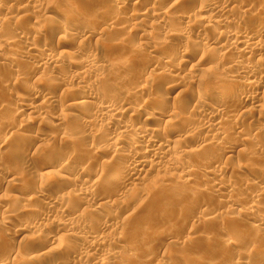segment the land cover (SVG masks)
Returning a JSON list of instances; mask_svg holds the SVG:
<instances>
[{
  "label": "rangeland",
  "instance_id": "obj_1",
  "mask_svg": "<svg viewBox=\"0 0 264 264\" xmlns=\"http://www.w3.org/2000/svg\"><path fill=\"white\" fill-rule=\"evenodd\" d=\"M1 1H5L3 4L5 3V6L10 10H7L8 13L4 10L1 11L0 16L5 14V16L9 18L12 14L14 19L11 20L12 22L9 21V25L6 24L8 27L5 26L0 28V43L10 41L9 46L0 48V144L4 146L8 143L9 136H11L10 138H14L15 136L20 137V134L23 133L22 135H25V137L27 135V139L30 142L33 140L36 142L34 143V147L42 156L45 152V155H49L55 149L60 148L64 150L62 148H65V146L67 147L65 151L73 154L76 158L85 154L86 157L83 159V161H85L84 165H80L82 168L79 164H77L78 167H76V165V168H74H79L78 170H84L87 173L89 171L92 172L88 174L90 179L87 184L94 180V178L105 169L104 166H113L114 161H117L112 156L114 145L108 142L107 137L114 136L115 133L118 135L117 132H119V130L112 125L108 126L109 121L107 122V119H91L93 117L91 112H93L94 109L92 106L87 105L82 109L75 108L62 112L66 109L65 105L63 106L61 104L62 110L60 106L58 107L52 103L50 104L48 100L44 101L42 99V102L38 97L32 96L29 87L35 84L36 87L42 90L39 96L51 93L50 95L53 99L57 98L63 100V103H65L64 100L66 97L68 98V96H70V93H83L86 91L84 87H77L74 84L72 85V83H64L60 78L58 79L56 77L59 75H54L55 78L52 72L62 70V75H66L65 78H75L80 69V58L82 59L87 55L93 58L95 57V63L99 62L98 64L96 63L97 65L95 64L96 66L93 68L87 80V85H92L91 87L94 88L93 93L95 92L96 95L107 92L108 90L111 92L113 91L116 96H122L121 98L124 102L128 99L125 92L126 89L128 90L135 85H143V83L146 82L132 75L136 63L141 61V65L146 62L150 71L152 70L154 73L151 74L155 76V72L160 69H170L168 67H161L160 54L163 52L164 48L172 44L175 47L178 46L183 50H187V52L185 51L187 56L184 58L185 60L183 59L184 61L179 67V73L177 74L178 80L173 82V78L169 76L164 79L165 83L172 82L177 84L180 90L184 92V94L182 93L183 97L175 96L174 98V95H176L174 94L171 95V98H162L164 97V94H162L164 90L161 88V90H149L146 93L136 95L132 98V107L141 106L143 109L140 116L133 117L136 127L142 128V126H145V129H159V136L161 135L160 141H163V144L177 151L179 149L181 150L182 146H186L188 149L190 148L189 150L196 149L198 141L193 137L187 139L184 144L174 136V133L164 129V119H162V116H164L166 110H168L170 106L175 105L176 109L179 108L177 109L179 111H176L187 119V122H185L186 124L183 122L184 127L181 126V128L187 127L191 129L212 119L211 109L206 106L200 110V105L196 102V99L191 102L188 109H183V107L186 106L185 103L190 100L189 96H193L196 91L200 94V91H203L201 96H204L205 87L206 89L208 88L207 90L210 88V91L213 92L220 88L222 84V86H224L228 81L229 83L227 84H230L229 87H231L229 88L230 97L234 95L237 88L244 87L248 82L247 80H252L254 82L260 80L258 83H264V52L259 54L256 52V55H249L243 59H235L244 64L247 63L248 65H257L259 67L258 74L256 73V76L252 78L248 79L247 77H239L236 75H233L231 78L227 77L222 72V69L228 68L229 60L234 57L226 60L224 59L225 61L223 59V61L218 59V56L222 53V43H224V41H220V39L217 38L216 34L218 33V27L212 23L207 24L205 22L203 23L200 19L198 20L199 16L197 12L201 0H44L46 2V4H44L46 7L49 2H54L56 4L55 7L58 10L55 12L56 14L53 13V17L59 18L60 20L67 17L68 21H70L69 19L71 18L69 23L74 28L66 32L53 27L50 23L51 20L41 18L40 12L31 8L22 7L25 5L26 0H12V2L11 0ZM209 1L210 4H213V7L215 5H217L216 7L220 5L226 10L227 14L229 13V23L227 22L226 27H222L221 31L223 32H231L233 29L243 25L242 23L246 22V20L249 19V21H253L260 13L262 14L264 12V0ZM152 7L161 9V11H167L165 12L167 15H165L164 21L167 27L173 29L171 33L165 34L163 30L153 28L154 26H152V24L155 21V17L151 15L142 18L140 20L142 23L139 22V24L135 22L132 23L128 20V15L131 13H145L141 10L145 11ZM22 10H26V12L24 13ZM70 10H72L75 15H71L72 11ZM184 13L187 15L185 16ZM92 14L93 16H91ZM23 15L24 17H22ZM196 15L197 19L195 17ZM182 16H185V23H178L179 25L175 23L174 20H178L179 17ZM187 16H190L189 19H187ZM15 21L17 22L15 23ZM89 28L94 29V33L90 36L87 35V37L84 35L83 31H87ZM20 32L26 34L29 38H35V43H38L35 44L36 46H40V44L43 43L48 47L50 46L52 49L51 54L58 59L56 64L49 65L44 63V66L42 65L43 67L32 69L31 66L34 67L33 64H37L35 62L41 56L39 53L30 54V57L22 54L21 49L22 46H24V42L18 37L15 38V35ZM182 32H186L189 35H187L188 38L181 39L178 34ZM200 32L205 35L207 34L208 38L211 40V46H205L198 40L197 35L198 33L201 34ZM251 34L252 31L247 33V36ZM146 37L152 38H149L147 41L143 40V38ZM230 37L229 39H232ZM16 44L18 46L13 47ZM152 48L158 53L151 54L150 49ZM37 62L39 64L42 61L39 60ZM169 64L171 66L172 63ZM53 65L54 67L55 65L60 66L61 69H55L54 71V69H52ZM188 73L193 74L195 81L191 82V80L187 81V79H185ZM151 74L149 81H156V78L152 79L154 76L152 75V77ZM181 76H185V78ZM168 78H171V81H169L170 79ZM61 92H63V94ZM66 93L69 95L67 94V96ZM153 93L154 95L157 93L158 97H160L158 98L159 100L157 99L158 102H156L157 106L160 105L161 107L158 113L157 111L156 113H154V111L152 113V108L148 105L149 98L152 97ZM185 94L188 95V98ZM157 95L153 97L157 98ZM258 96V105H264V94L262 95L261 93ZM19 99H23L22 102L29 103L31 106H36L40 115L38 116L37 112L35 114L20 112V116L18 112L16 114L15 109L18 108L20 104ZM44 102L47 103L46 106L42 105ZM194 104L195 106L193 108ZM236 105L237 103L227 101L224 104L226 109H231L234 106L236 107ZM191 107L192 109H190ZM191 110L195 112H193L194 114L192 113V115ZM230 111L228 110V112ZM61 112L62 114L60 116L66 113L65 115L67 117L65 116L66 118L64 120L58 122L56 118L59 117ZM158 114L161 118H158ZM127 115V117H124L128 118L131 116L130 113H127ZM151 115H153V120H151V122H145ZM236 115L240 117L233 115L230 116V118L232 117L231 119L229 117V119L225 118L226 120L224 121L225 123L222 129H225L226 137L220 141L221 149L205 151V155L204 153L198 155L200 158L198 156L196 158L183 157V159L181 158L183 164H181L176 171L171 168L173 175L170 176L172 179L176 178L177 183L175 190L169 191L168 193L162 191L160 185L164 183L162 180H167L166 177L169 175H158L150 171V174L148 173L149 175L147 174L142 180H138L133 184L128 183L124 185V189L122 190L126 192V194L124 193L127 195L124 196L125 198L123 197V199L116 201H109L110 198L104 199V202H102L103 209L100 208L99 210L92 207L93 205L91 207L89 206L91 209L82 206L77 208L78 211L75 209L76 213L72 211L74 214L70 213L69 217L61 216V214L57 212V215L47 218L45 221L36 218L32 219L33 221L35 220V223L39 221H41L39 222L41 224L49 223V227H47L46 231H40L39 233L27 229L15 232L12 229V226L20 225L21 221L23 222L18 213L26 210V206H28L26 202L20 201L19 203V200H21L19 198L18 202L16 201L14 204V210L15 213H17L14 214L17 218L13 215V224L3 228L0 227V231L4 232L3 237L6 235L5 238L7 242L13 248L14 254H12V262H17L22 258L21 255L25 254L23 250L26 247V249H33L29 250V253H31V251L39 252V250L43 253L47 250L46 247L53 242L52 240H54V242L56 241L55 246L58 247L55 251L56 254L52 253L51 255L53 256H49L50 259H48L49 257L46 258L49 263L46 260H36V264H52V262L50 263L52 260L62 261L68 256L65 250L70 247L86 250L85 252L88 253L86 260L92 261V259L98 255H92L87 245L91 240L90 237L97 236L98 238V236L101 235V237H106V240L103 238L105 242L103 245L107 249L109 248L129 259V261H120V263L111 262L112 264H127L126 262H128V264H172L173 260L175 261L178 259L182 264H231L232 262L234 264H264V226H260L257 220V215L264 216V180L260 184L263 188L262 192H259L258 187L260 186L254 184L257 177L264 179V127L260 125L261 128L259 126L263 120L259 118L258 113L254 112L249 115H244L243 113L239 114L238 112ZM29 117H31V119ZM24 127L27 131H22ZM97 127L98 129L100 128L99 131L101 134L94 135L93 130L97 129ZM64 130L65 132L69 131V137L66 135L62 137L60 132ZM160 130L164 132L162 133ZM212 130V128H210V130L202 128L200 133H204L202 136L207 138ZM120 137L125 138V141L128 140L127 138H130L128 134H122ZM147 139L148 138H143V141L141 139V142L137 144L136 148L138 149L143 146L145 144L144 141ZM80 141H86L88 146L85 147L79 144ZM0 158L2 160V157ZM45 158L48 159V156H45ZM212 158L214 160H211ZM19 159L20 162H9L10 164H5L6 167L4 170L7 173L1 174L0 172V204L4 199H6L4 201H8L10 200L9 198L12 200L15 196L20 197L21 195H19L18 191L16 192V189L19 190V192L21 191L22 195L26 193L25 195L32 196L35 192L34 188L38 185L48 186V184H52V182L53 185H56L58 182L56 177H54V172L49 176H42L38 169L39 166L35 161L30 160L28 157H19ZM187 163L192 165L194 171L189 172L191 176L184 171L188 165ZM28 169L30 170L29 173ZM219 169H221L220 173L217 172ZM103 173L105 174V172ZM51 175L53 176L50 177ZM58 175L63 174L59 173ZM187 175L190 176L189 181H186V183L178 182V177H187ZM14 178L18 180L16 181ZM8 179L9 181L12 180L11 183H4ZM118 181H120V179L109 182L110 184H108L110 186L105 185L103 189L101 187V189L92 190L91 195H94L95 192H101L105 195H109L110 193L112 196L113 194L117 195L121 193L122 190L119 188L120 184H118ZM23 185H25V187ZM212 187H219V194H209L207 191ZM52 191L57 192L58 190H54V188L53 190L50 189L51 193ZM64 193L67 194L68 190L64 191ZM259 193H261L260 196ZM148 194L149 196H146ZM249 194L255 197L258 196V198H255V202H253ZM189 195L190 197L193 196L192 199H194L193 202L187 206L189 203L187 200ZM16 197L14 198L15 200L18 199ZM112 199H115V196H113ZM17 204L18 206L16 207ZM44 205L45 204H41V206ZM35 206L40 207L38 203H36ZM250 210L252 211L250 212ZM178 213H185L184 215L189 218L188 222H181V226L178 223L175 226V224L173 225L171 222H168L171 221L172 216ZM211 215L214 216L212 217ZM76 217L79 219H76ZM54 220H59L67 225L69 229H74L72 231L82 235L81 238L58 237V235H56L57 231L51 225ZM78 221L81 222V224ZM82 225L85 226L82 227ZM257 225H259V229L257 228V230H255L254 227ZM159 226L170 227V236L168 235L166 240L154 239V237L150 236V232ZM88 227L92 229L89 228L88 230ZM88 231H90L91 234H89ZM113 231L117 234H115L116 236L113 234ZM38 234L40 235L39 240L35 242ZM118 240L121 242L123 241V243L125 242L127 245L118 243ZM225 240H227V242L231 241L230 247H225L223 245ZM129 244L132 250L129 248ZM245 253H250L252 256L244 258ZM99 254H101V252ZM2 256L3 255H1V257Z\"/></svg>",
  "mask_w": 264,
  "mask_h": 264
},
{
  "label": "bare ground",
  "instance_id": "obj_2",
  "mask_svg": "<svg viewBox=\"0 0 264 264\" xmlns=\"http://www.w3.org/2000/svg\"><path fill=\"white\" fill-rule=\"evenodd\" d=\"M1 2H0V12L4 10V11H6V13H8L7 10H10V9L7 6H5L6 5L5 3L3 4V2H5V1H1ZM11 2H12V0H11ZM44 2H45L44 0H26L25 5L22 7L31 8L35 11L40 12L41 18L51 20L50 23L52 24L53 27L59 28V29L63 30L64 32L73 30L74 27H72V25H70V23H69L71 21L70 17H69L70 21H68L67 17H65L62 20H60L59 18L57 19V18L53 17V13L57 12V10H58L55 7L56 4L54 2H51V3L49 2L47 7H46V5H44V4H46V2L45 3ZM211 2H212V0H211ZM105 5H107V4H105ZM212 5L213 4L212 3L210 4L209 0H206V1L201 0V3H199V9L197 12L198 16H199L198 20L200 19L203 21V23L205 22L207 24L212 23L216 27H218L217 28L218 33L216 34L217 38L220 39V41H224V43H222L223 44L222 45V53L218 56V59L219 60H222V59L226 60V59H230V58L234 57L233 59L229 60L230 65L227 63L228 68H226L224 70L222 69V72L227 77H231V78L233 77V75H236L239 77L243 76L245 78L247 77L248 79L252 78L253 76H256L255 74L256 73L258 74V70H259V67L257 65H251V64L248 65L247 63L244 64L243 62H241L239 60H235V59H238V58L243 59L246 56L254 55L256 52H258L257 54L264 52V12L262 14L260 13V15L258 14L259 16L257 18H255V20H253V21H249V19L246 20L244 18L246 20V22H243L242 23L243 25H240L239 27L233 29V31H231V32H223V31H221V29H222V27L227 26V22L229 20V15H228L229 13L227 14L226 10L224 8H222L220 5H219L220 7L219 6L216 7L217 5H215L213 7ZM8 6H9V4H8ZM72 9H73V7H72ZM22 11H24V10H22ZM70 11H72V10H70ZM141 11L145 12V13L133 12L130 15H128V20L132 23L135 22V23L139 24V22L142 18H146V17H148V15H151V16L155 17V21L152 24V26H154L153 28H156V29L159 28V29L163 30L165 32V34L169 33V32L171 33V30H173V29H170V27H167L165 24L166 22L164 21L165 20L164 18L166 17L165 15H167L165 12H167V11H161V9L153 8V7L151 9L149 8L145 11H143V10H141ZM25 12H26V10L24 11V13ZM72 14H73V11H72L71 15ZM184 14H185V16L187 15L186 13H184ZM73 15H75V14H73ZM242 15H243V13H242ZM91 16H93V14ZM185 16L179 17L178 20H174L175 23L184 24L185 23ZM15 17H17V16H15ZM22 17H24V15ZM72 17H74V16H72ZM187 17H188L187 19H189L190 16H187ZM195 17L197 19V15ZM36 18H38V17H36ZM88 18H90V17H88ZM220 18H222V19H220ZM13 19H14V17L12 16V14L9 18L7 16H5V14L3 16L1 15L0 16V28L9 25V23L12 22L11 20H13ZM16 20H18V19H16ZM142 21H144V20H142ZM202 21H200V22H202ZM16 22L17 21H15V23ZM20 22H23V21H20ZM140 23H142V22H140ZM171 24H173V23H171ZM39 31H40V29H39ZM39 31H38V33H39ZM93 31H94V29L89 28L87 31H83V32H84L85 36H87V35L90 36L91 34L94 33ZM250 31H252V34L250 36H247V33H249ZM22 32L25 33L24 31H22ZM22 32L17 33L15 35V38L18 37L19 39H21L24 42V46H22V49H21L22 54H24V56H29L30 54L39 53L41 56L37 61L40 60L42 62L38 64V62L36 61L35 63H37V64H33L34 67L31 66L32 69H35V68L38 69L44 63L49 64V65L56 64V61L58 59L53 57V55L51 54L52 49L50 48V46L48 47L44 43L40 44V46H36L35 44H38V43H35V41H34L35 38L34 39L32 37L29 38L26 36V34H22ZM233 32H234V34H233ZM84 35H83V37H84ZM178 35L180 36L181 39H186L189 36L186 32H182ZM230 36H232V37H230ZM229 37L232 39H229ZM149 38L150 37H146V38H143V40L147 41V40H149ZM197 38L205 46L207 45L209 47L212 45V43H210L211 40L208 38L207 34L205 35L203 33H201V34L198 33ZM9 42L10 41H5L4 43H0V46H1L0 48H2L4 46H9ZM17 44L20 45L19 43H17ZM17 44L14 45L13 47H17L18 46ZM191 47H193V46H191ZM185 51L187 52V50H183V49L179 48L178 46L175 47L172 44H170L168 47L164 48L163 52L160 54L161 60L159 58L158 59L161 61V67L162 68L168 67L170 69H160L159 71H156V69H155V71H156L155 76L153 75L154 73L152 72V70L150 71L146 62L144 64H141V65H140L141 61L138 62L139 64L136 63V67L134 68V73L132 75L135 78L145 80L146 82L143 81L144 82L143 85H140V86L135 85L132 88L129 87L130 89H128V90L126 89L125 92L128 96L127 97L128 99H126V97H125L126 100L124 99L125 100L124 102L121 98L122 96L121 97L116 96L113 91L111 92L108 90L107 92H104V93L99 94V95H96L95 92L93 93L94 88L91 87L92 85H87L88 84L87 80L89 79L90 74L93 71V68L98 64L99 61L96 62L97 63L96 64L95 59H94L95 57L93 58L92 56H88V55L83 57L82 59L80 58V63H79L80 69H79V72L76 74L75 78H73V77L71 79L69 77L65 78L66 75L65 76L62 75V73H61L62 70L61 71L56 70V72H52V73H54L53 76L59 75L56 77L58 79L60 78L61 81H63L64 83H70V84L72 83V85L74 84L77 87H84L86 89V91H84L83 93H81V92L70 93V96H68L69 94L66 93V95L68 94L67 95L68 98L66 97L67 100L66 99L64 100L65 103H63V100H59L57 98L53 99L50 95L51 93L50 94L46 93L43 96H39V94L41 93L42 90H40V88L36 87V84L34 86L29 87V91H30L32 96L34 95L35 97H38L40 100H42V99L44 101L48 100V101H50V104L52 103L58 107L60 106V108L62 107V105L63 106L65 105L66 109L63 110L61 108L63 110L62 112H64L65 110L68 111L69 109H75V108L76 109H82L87 105L92 106L94 109H93V112H91L92 116H93L92 118L90 117L91 119H98V120L99 119H105V120L107 119V122L109 121L108 126L112 125L113 127H117L119 130V132L116 131L118 133V135L115 133L116 136L114 135V136H108L107 137L108 142H110L112 145H114L112 156L117 161L116 162L114 161L113 166H110V165H108L106 167L104 166L105 169H103L102 172L99 173L96 176V178H94V180H92L89 184H87L88 180L90 179V176L88 175L90 171L87 173L84 170H78L79 168L75 169L76 167H78L77 164H79V166L81 164L84 165L85 161H83V159H84V157H86L85 154H83L81 157L76 158V157H74L73 154L69 153L68 151H65L66 150L65 148H67L65 146V148L61 147L64 150H61L59 147H57L59 149H55L49 155H45V153H46L45 152L42 156L41 154H39L37 152L38 150L34 147V143H36V142H34V140L30 142L27 139V135L25 137V135H22L23 134L22 133V134H20L21 135L20 137L15 136L14 138H10L11 136H9V138H8L9 141L6 145L3 146V144H0V157H2V160H3L2 161L0 158V160H1L0 161V172H1V174L7 173L4 170L6 167L5 164H7V163L10 164L13 162L17 163L21 159V158L19 159V157H24V158L28 157V158H30V160L35 161V163L39 166L38 169H39V172H41L40 174H42V176L43 175L49 176L50 174H52L54 172V177H56V180L58 182L55 181V182H57L56 185H53V182H52V184L49 183L48 186L47 185H45V186L44 185H38L37 187L34 188L35 189L34 195L29 196V195H25L26 193L24 194L25 196H28V197H25L24 195H22L21 191L19 192V190L16 189V192L18 191L19 195H21L20 197L15 196L16 198H18L17 200L14 199L15 197L12 199L13 201L11 200V198H9L10 200L7 199L8 201H4V200H6V199H4V200H2L3 202L0 204V227L3 228L7 225L13 224L12 223L13 222V220H12L13 215L15 216V214H17V213H15V210H14V208H15L14 204L16 203V201L18 202L19 198L21 199V200H19V203H20V201L21 202L23 201V202H26L28 206H26L27 207L26 210L20 211L18 213L19 216L21 217V219L23 220V222L21 221L20 225H16L14 227L12 226V229L15 232H19V231H23V230L27 229V230H30V231L33 230V231L39 233L40 231H46L47 227H49L48 226L49 223L48 224H41V223H39L41 221H39V222L36 221L37 223H35L34 222L35 220L33 221L32 219L36 218V219L45 221L47 218L54 217L55 215H57V212H59L61 214V216L69 217L70 213H73L72 211H75V209L80 208L82 206L88 208L89 206L91 207L93 205L92 207H95L99 210H100V208L103 209L102 202H104V199L110 198L109 201L110 200L116 201V200L123 199L124 196H127V195H125L126 192H123L124 190H122V189H124L123 188L124 185H126L128 183L133 184L138 180L139 181L142 180L144 177H146V175L150 171H152L151 173L154 172L158 175H161V174L162 175H167V174L169 175V176H167L169 178L166 177L167 180H165V179L162 180L164 183L160 185V189H162V191L168 193L169 191L175 190L176 183H177V179L176 178L172 179L170 176V175H173V171H171V168L176 171L179 168V166L181 164H183V162H182L183 157L196 158L198 155H202V153H204L205 151L207 152V151H210V150L213 151V150L219 149V148L221 149V146H220L221 142L220 141L225 139V137H226V131H224L225 129L224 130L222 129L224 126V123H225L224 121L226 120L225 118H228V117L230 118V116H233V115L237 116L236 114L238 112H239V114L243 113L244 115H249L252 112H254V113H258L259 118L261 120H263L262 123L259 124V126L261 125L262 127H264V108H263L264 105H262V106L258 105V100H259L258 95L261 93H262V95L264 94V83H258V82H260V80L258 82H256V81L254 82L252 80H250V81L247 80L248 81L247 84L246 85L243 84V85H245L244 87L237 88V90L234 92V95L230 96V97H229V93H230L229 88H231V87H229L230 84H227V83H229L228 81L225 84L226 86L225 85L222 86L223 84L221 85L220 88L223 87L222 89L218 88L213 92L210 91V88H209V90H207L208 88L206 89V87H205L204 92L206 93V95L204 93V96L203 95L201 96V94H203L202 93L203 91H200L201 94L198 91H196L193 94V96H189L190 100H189V102L187 101V103H185V105H186L185 107H183L184 106V103H183V106H182L183 109L184 108L188 109L191 102L194 99H196L197 100L196 102L200 105L199 106L200 110L206 106L211 109L212 119L208 122L206 121L205 123H201L199 126H196L194 128H191V129H189L187 127L181 128V126L184 127L183 122H184V124H186L185 122H187V119L184 118L183 116H181V114L179 112H177V111H179V110H177L179 108L176 109L175 105H174V106H170V108L168 110H166L164 116H162V119H164L163 120L164 121L163 122L164 123V129L168 130L169 132L174 133V136H176L179 139V141L182 143L187 141V139H189V138L195 137V140L198 141L196 149L189 150L190 148L188 149L186 146H182L181 150L180 149L178 151L174 150L173 148H169V146L163 144V141H160L161 135L159 136V129L158 130L156 128H155L156 130H151L149 128L145 129L144 128L145 126L144 127L142 126V128L136 127V125L134 124V121H133L134 120L133 117L140 116L143 109L141 106L132 107V105H133V99L132 98L133 97H135L136 95H141L142 93H146L149 90H153V91L154 90H161V88H162V90H164L162 93V94H164V97H162V98H166V99L171 98V95H174V94H176V95H174V98H175V96L181 97L184 94V92L182 90H180V87H178L177 84H174L172 82H167V81H166L167 83H165L164 79L167 78V76H169V77L173 78V80H172L173 82L178 80L177 74L179 73V69H180L179 67H180L181 63L185 60L184 58L187 56ZM150 53L151 54H157L158 52L156 53L155 49L152 48V49H150ZM63 63H65V62H63ZM169 63H172L171 66ZM52 69H54V71H55V69H61V68H60V66L55 65V67H54V65H53ZM151 73H153V74H151ZM150 74H151V76L152 75L154 76V77L152 76L153 78L151 77L152 79L156 78V81H153V80L149 81ZM220 74H222V73H220ZM171 78H168V79H170L169 81H171ZM182 78H185V76ZM185 79H187V81L191 80V82L195 81L194 80L195 78H194L193 74H191V73H188V75L186 76ZM118 80H119V78H118ZM154 83H155V86H154ZM152 86H154V87H152ZM61 93L63 94V92H61ZM157 93H159V92H157ZM157 93H156V95H157ZM159 94H161V93H159ZM156 95H154V93H153L152 97L153 96L156 97ZM185 95H184V97H185ZM149 96H150V94H149ZM186 96L188 98V95H186ZM152 97L149 98V104L148 105L152 108V113H153V111H154V113H156V111L158 113V111L160 112L161 107H160V105H158L159 106L158 107L156 102H158L157 99L160 97H158V95H157V98H154V97L152 98ZM19 98H21V97H19ZM60 99H61V97H60ZM19 100H20V104L18 105V108L15 109L16 114L18 112L19 116H20V112H28L30 114H32V113L35 114L37 112L38 116L40 115L36 106L35 107L31 106V104H29V103L27 104L26 102H25L26 103L25 104L24 101L22 102L23 99H19ZM43 100H42V102H43ZM226 101L232 102V103H237L236 107L234 106L235 109L233 110L234 107L231 109L230 108L226 109L224 106ZM44 103L42 105L46 106L47 103H45V105H44ZM194 106H195V104L193 105V108H194ZM143 108H144V106H143ZM190 109H192V107ZM228 110L229 111L231 110V111L228 112ZM46 111H47V109H46ZM62 112L59 114L60 118L59 117L56 118V120L58 122L64 120L67 117L65 115L66 113L63 114L64 116L62 115L64 118L62 116H60L62 114ZM193 112L194 111L191 110V115ZM91 113H90V116H91ZM127 113L131 114V116H129L128 118H126L129 115V114L127 115ZM189 114H190V112H189ZM68 116H71V115H68ZM124 116H126V117H124ZM237 117H240V116L238 115ZM29 118L31 119V117H29ZM152 118H153V115H151L150 118H147L145 120V122H148V121L151 122V120H153ZM158 118H161V116L159 114H158ZM155 120H157V119H155ZM185 126H187V125H185ZM25 127L22 128V131L23 130L27 131L25 129ZM201 127L204 129H207V130H210V128L213 129L212 131H210L211 133H210L209 137L206 136L207 138H205L204 136H202V135H204V133L203 134L200 133V130L202 129ZM179 128H181V129H179ZM99 129L97 127V129L93 130L94 135H97L99 133L101 134ZM65 130L61 131V132L59 131V132L62 134V137H65V135L69 137V135H68L69 131L65 132ZM161 132L163 133L164 131H161ZM165 132H167V131H165ZM122 134H126V135L128 134L130 138H127L128 140L125 141V138L120 137V135H122ZM18 135H19V133H18ZM70 135H71V133H70ZM143 138H148V139L144 141L145 144L143 146H141L140 148L137 149L136 148L137 144H139V142H141V139L143 141ZM79 144H81L85 147L88 146V143L86 141H80ZM181 145H183V144H181ZM204 155H205V153H204ZM45 156H48V159H46ZM75 158H76V160H75ZM87 158H89V157H87ZM211 160H214V159L212 158ZM204 162H205V160H204ZM86 163H87V160H86ZM88 167H86V168H88ZM184 171H185V173L192 172L193 171L192 165L188 164L186 166V168L184 169ZM29 172H30V170L28 171V173ZM103 172H105V174ZM171 172H172V174H171ZM217 172L220 173L221 169H219ZM59 173H62L63 175H58ZM91 173L92 172H90V174ZM189 175H190V173H189ZM189 175H187V177H185V176H183L181 178L178 177V182L186 183V181L190 180L189 177L191 175L190 176ZM52 176L53 175H51L50 177H52ZM219 176H220V174H219ZM118 177H120V178H118ZM14 179L16 180V178H14ZM118 179H120V181H118L119 182L118 184H120L121 187L119 186V188H121L122 191H121V193H119L117 195L113 194V196H115V199H112L113 196L110 195V193H109V195H105L99 191H98L99 193L95 192L94 195H91L92 190H95V189L97 190L99 188L101 189V187L103 189V186L109 185L110 184L109 182L116 181ZM263 180L264 179L257 177L256 182L254 183L256 186H260V187H258L259 192H262V190H263L262 185H260ZM11 181L12 180L9 181V179H8L4 183L9 184V182L11 183ZM113 183H115V182H113ZM89 185H90V187H89ZM23 186L25 187V185H23ZM55 187H57V188H55ZM53 188H54V190L56 189L58 191L57 192L52 191V193H51L50 189L53 190ZM67 190H68V193L67 194L64 193V191H67ZM219 190H220L219 187H212V188H209L207 192L211 195H215V194H219ZM200 193H202V192H200ZM260 194L261 193H259V196H260ZM146 196H149V194ZM192 197H190V195L188 196L187 200L189 201V203L187 206H189L191 204V202H193L194 198L192 199ZM250 197L252 198L253 202H255V198H258V196L255 197V196H251V195H250ZM36 203H38L40 205V207H36L35 206ZM41 204H45V205L41 206ZM112 204H114V203H112ZM17 206H18V204L16 205V207ZM90 207H89V209H91ZM77 211H78V209H77ZM251 211L252 210H250V212ZM74 213H76V211ZM184 214L178 213V214L172 216L171 221H168V222H171L173 225L175 224V226L178 223L181 226V222H188V220H189V218ZM255 215H254V217H255ZM77 217H76V219H79ZM207 218H208V216H207ZM70 219H72V218H70ZM51 220H52V218H51ZM257 220L260 223V226H262V225L264 226V216H258L257 215ZM80 221H81V219H80ZM79 223L81 224V222H79ZM51 225L57 231L56 235H58V237L59 236L60 237H75V238L79 239L82 236V235L74 233V231H72L74 229H69L67 227V225H65L63 222H61L59 220H54L51 223ZM20 226H21V229H20ZM84 226L82 225V227H84ZM258 227H259V225L255 226L254 229L257 230ZM85 228H87V227H85ZM89 228L90 227H88V230H89ZM169 228L168 227H160V226L157 228H154L152 230V232H150L151 233L150 236L154 237V239L158 238V239H165L166 240V238H168L167 236L171 232ZM90 229H92V228H90ZM113 230H114V228H113ZM114 231H113V234L115 235L116 233H114ZM88 232H89V234H91L90 231H88ZM3 233L4 232L0 231V264H34V262L36 260L37 261L38 260H46V258H48L49 256L50 257L53 256V255H51L52 253L56 254L55 251L57 250L58 247L55 246L56 241L54 242V240H52L54 243L52 242L48 247H46V249H47V250H45L46 252L44 251L43 253H41L40 252L41 250H39V252L38 251L37 252L31 251V253H29L28 251L33 250V249L32 248L26 249L27 248L26 247L23 250V251H25L24 252L25 254H22V255L20 254L22 258H20V260H18L17 262H12V259H13L12 254H14L13 248L7 242V240L5 238V236H6L5 234H4L5 236L3 237ZM173 233H175V232H173ZM39 237H40V235L38 234L37 238L35 239V242H37L39 240ZM171 237H173V236H171ZM103 238L105 239L106 237H103V236L101 237V235L98 236V238H97V236L90 237L91 240L89 241V244L87 245L89 248L88 250L91 252L92 255H94V254L98 255L97 257H94L92 259V261L86 260V257L88 255V253L85 252L86 250H83V249L77 248V247H76V249L70 247V248L65 250L66 255H68V256L64 260H62V261L52 260V261H50V263L52 262V264H110L111 262H113V263L119 262L120 263V261H123V262L129 261L128 258L121 256L119 253H116V252L110 250L109 248L107 249L103 245V243H105L103 241ZM120 240H118V243H122L124 245H127V244H125V242L123 243V241L121 242ZM230 242H227V240H225L223 242V245L225 247H230V245H231ZM75 246H76V244H75ZM130 246L131 245L129 244V248L132 250V247H130ZM141 251H143V250H141ZM100 252H101V254H99ZM63 254H65V253H63ZM1 255H3V256L1 257ZM259 255H260V253H259ZM244 256H245L244 258H249L250 256H252V254L245 253ZM253 256H255V255H253ZM50 257L48 259H50ZM178 260H175V261L173 260L172 264H182V262L178 261ZM46 261H48V260H46ZM48 263H49V261H48ZM126 263L128 264V262H126ZM35 264H36V262H35ZM123 264H125V263H123ZM235 264H240V263H235Z\"/></svg>",
  "mask_w": 264,
  "mask_h": 264
}]
</instances>
